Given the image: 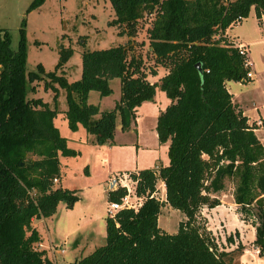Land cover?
<instances>
[{
	"label": "trees",
	"instance_id": "obj_1",
	"mask_svg": "<svg viewBox=\"0 0 264 264\" xmlns=\"http://www.w3.org/2000/svg\"><path fill=\"white\" fill-rule=\"evenodd\" d=\"M108 1L113 13L108 24L123 26L118 33L128 39L82 51L80 76L72 82L62 70L69 48L59 51L53 70L43 72L37 64L25 74L22 26L14 49L7 30L0 28V264H55L33 248L39 236L30 222L51 216L59 202L69 209L78 200L76 189L52 183L59 178L58 155L75 154L53 124L56 110L40 98H25V82L43 77V89L52 90L53 99L57 88L64 90L69 129L81 123L96 145L112 144L117 117L121 131L131 129L136 108L153 99L156 87L169 99L154 127L157 142H167V163L129 171L139 206L106 214L104 244L66 264H231L242 245L225 250L196 221L201 207L220 204L216 193L224 189L225 179L233 180L232 202L241 220L254 228L252 244L261 256L264 147L254 134L259 126L247 122L225 87L226 81L251 79L245 77L242 56L222 33L252 6L264 36V0ZM40 2L33 0L29 9ZM143 14L148 18L145 54L153 61L147 71L130 46ZM158 66L166 73L150 83L147 75H156ZM113 78L119 96L110 109L87 103L89 91L109 95ZM158 183L162 201L156 197ZM125 192L123 186L106 189V200L117 202ZM164 204L184 216L172 233L157 224Z\"/></svg>",
	"mask_w": 264,
	"mask_h": 264
},
{
	"label": "rangeland",
	"instance_id": "obj_2",
	"mask_svg": "<svg viewBox=\"0 0 264 264\" xmlns=\"http://www.w3.org/2000/svg\"><path fill=\"white\" fill-rule=\"evenodd\" d=\"M33 0H0V28L7 30L11 49L17 45L19 29L22 26L24 37V73L35 71L36 65H41L43 72L53 70L58 59L59 51L70 49V55L65 61L62 70L67 82L77 80L81 70V52L104 49L110 46L125 44L128 37L118 32L124 31V27L111 26L108 22L113 18V13L108 0H41L33 8L29 5ZM142 17H146L143 14ZM247 17V16H246ZM240 30L232 27L231 32L249 34L250 39L258 40L259 35L254 28L251 19L246 18L241 22ZM148 18H141L136 23V33L130 46L131 52L139 54L142 67L147 71L153 66L152 58L145 54L147 40L145 28L148 26ZM242 28V29H241ZM122 29V30H121ZM243 30L244 32H242ZM142 42V44H141ZM248 57L253 63V72L256 75L254 82L227 83L229 90L237 94V102L244 108L248 115H264V41L252 42L248 47ZM59 73L58 71L56 72ZM46 77H43V80ZM43 80L25 82V98H40L46 102L49 108L56 110L53 117V124L60 136L64 137L66 147L74 150L75 154L58 155L61 187L79 189L81 197L79 203L80 211H83L86 221L64 222L66 214L63 209H58L52 217L45 219L44 225L39 224V231L43 238L36 243L41 244L40 251L44 256L55 264H66L80 256L85 255L92 245L104 244L106 215V180L108 173L115 176L113 186H122L133 191L134 183L128 174L122 175V171L133 170L134 168L152 167L155 160L166 162L165 150L162 147L153 146L152 115L143 114L138 117L136 133L134 131L123 132L119 129L118 117L116 118L115 138L117 142L125 144L106 147L92 143V135L87 133L81 123L77 122L75 129H69L65 110L67 109L64 90L57 88L54 92L50 89H43ZM33 86V88H31ZM113 92L105 96L103 104L112 106L114 98L118 95V79L110 83ZM97 92L90 91L87 103H97ZM164 96V95H163ZM165 98V97H164ZM159 99H155L158 104ZM143 109V107H142ZM142 109H139L141 115ZM260 130L254 134L264 145V124L260 120ZM257 122V121H256ZM257 127L256 129H258ZM136 134V137H135ZM155 140V139H154ZM162 159V160H161ZM119 173V174H118ZM121 181V182H120ZM56 183L53 186H57ZM109 185V186H110ZM107 187V190L109 189ZM156 197L164 199L160 184H157ZM233 180H224V189L216 193L220 204L214 209L201 207L196 213V221L203 224L216 242L224 240L229 232L233 233L238 223L232 215V193ZM228 217L229 221L225 218ZM184 216L175 209L164 204L157 219V224L168 233L176 230L177 224ZM244 239L248 238V228L242 230ZM50 240H47V237ZM77 237L81 243L84 238L91 240L85 242V247L78 250L72 249V238ZM235 237V236H234ZM91 241V242H90ZM63 248L64 253L51 251L50 246ZM55 247V246H54ZM36 248V244H33ZM82 253L81 255H79ZM79 255V256H78Z\"/></svg>",
	"mask_w": 264,
	"mask_h": 264
},
{
	"label": "crops",
	"instance_id": "obj_3",
	"mask_svg": "<svg viewBox=\"0 0 264 264\" xmlns=\"http://www.w3.org/2000/svg\"><path fill=\"white\" fill-rule=\"evenodd\" d=\"M248 17L253 22L254 28L257 31L258 35H259V39L258 40L259 41H261V40L264 41V36L261 34V28L258 26V22H257V19L255 17L254 10H253V7L252 6L249 8L247 17L242 18V20L238 24L229 25L224 30V32L222 33V36H224V38L226 40L229 39V38H232V39L241 41V42L245 43L248 47H249V44L250 43L257 42L258 40H254L253 41V39H250L249 34H245V33L240 34V33H238V30L236 32H231V28L234 27V26L235 27H238L237 29L240 30V27L242 26V23L241 22L244 21ZM241 31L244 32L243 30H241ZM250 62H251L250 72L252 73V78H250L251 80H249V81L250 82H254L255 81V78H256V75L253 72V67H252L253 66V63H252L251 60H250ZM155 71H156V75H154V76L147 75V80L150 83L158 82L159 78L162 77L166 73V70L163 67H161V66L156 67L155 68ZM112 81H114V78L111 79V80H109V86H110V83ZM249 81H246V82H249ZM235 82H237V81H235ZM227 83H230V81H226L225 82V87H226L227 91L231 94V100L238 105V107L242 111V114L247 117V122L250 123L252 121H255L256 122L257 120H264V115H261L260 113H258L257 115H248L247 111L244 108H242L240 106V104L237 102V96H236L237 94L232 93L229 90ZM240 83H242V82H240ZM111 92H113L112 89H111ZM163 95H164V93L156 87L155 92H154V95H153V99L151 101H144V102H142L136 108V111H135V123L132 125V128L129 129V130H127V131H123V132L126 133V132H130V131H134L136 133V125H137V122H138V117L139 116L142 117L143 114L152 115L151 116V119H153V121H152V127H153L152 128V133H153V138L155 139V140L153 139V146L156 145L157 147L164 148L165 154H166L167 142L162 143V144H159L157 142L156 133H155V129H154L155 122H156V117H157L159 111L163 110L165 108V106L169 104V99L166 98L165 95L164 96ZM88 96H89V93H88ZM88 96H87V99H88ZM118 96H119V82H118V95L113 100L114 101L117 100ZM156 98L159 99L158 104L155 103V99ZM103 101H106L105 96L104 97H99L98 96V99H97V103L96 104L98 105V107H99L100 110H102V109H110L113 106V104H114L112 102L111 103L112 106H108V105H105V103L103 104ZM142 107H143V109H142ZM139 109H142L141 115H139ZM260 129H261V127H259L258 129H255L254 131L256 132V131H258ZM116 133H117V130H116V127H115L114 132H113V142H112V144H110V145H112V147L114 145L125 144V142H123V141L122 142H119V141L117 142V139L115 138V134ZM135 137H136V134H135ZM261 144L263 145L262 142H261ZM110 145H105V146L108 147ZM102 146H104V145H102ZM263 147H264V145H263ZM161 162L162 161H158L156 159L155 162H154V164L152 165V167L154 165H156V164H163V165H165L167 163V156H166V162L165 163H161ZM142 168H134L133 170H129V171H136V170L142 169ZM144 168H149V167H144ZM129 171H122L120 173H122V174H128ZM59 172H60V170H59ZM108 175H109V177L106 180V183L107 184H106V187L104 188L105 191H106L107 187L111 184V181L113 180V178H115V176L117 174L114 175V176H110L111 175V172H109ZM58 182L60 183V175H59V178H57L56 185L58 184ZM57 186L58 187H61L60 185H57ZM160 186H161L162 191H163V187H162L161 184H160ZM61 188H67V187H61ZM113 188H115V186H113ZM113 188H111V189H113ZM67 189H69V188H67ZM70 189H74V188H70ZM78 190L79 189H76V195L78 196V200L73 203V205H72L71 208H69V209L65 208L64 203H62V202H59L57 204V206H56L55 212L58 209H63V212L66 214V216L64 218V222H66V221L67 222H70L71 219H72L71 221H74L73 218L75 220H77V221H86L85 220V216L86 215H84L83 211H80V209L78 208L79 207L80 200H81V197L78 195ZM232 205H233V210L231 212H232V215L235 217L236 222L238 224L236 226H234L235 229L233 230V233L232 234H230L229 232L226 234V236H228V235L230 236V241L226 242L225 240H223V241L220 240V242L224 246V249L227 250V251L234 249L236 247L237 243H240L242 245V249L239 251V253H237L234 256L231 264H264V251L262 252V255L259 256L257 249L252 244V241L254 239V228L248 222H244L243 220H241L240 215L237 212V206L233 202H232ZM217 206H219V205H216L215 207L207 208V209H209V210L210 209H214ZM52 215L49 216V217H46V218H39V219H32L31 220L30 225H31V227L35 228L36 232L38 233L39 240H40V238H43L42 235H41V232L39 231V224L40 225L41 224L44 225L45 228H46V230H47V227H46V224H45V219L52 217ZM157 219H158V217H157ZM225 219L227 221H229V218L228 217H226ZM247 228H248V238L244 239L242 230L244 231V229H247ZM235 231L237 232V234H234ZM104 237H105V235H104ZM225 237H224V239H225ZM47 238H48L47 240H50V237L49 236ZM89 240H91V239L88 238V237H86V238H84V241L81 243V241L77 237H73L72 238V242H71L72 249L78 250L81 246L82 247H85L83 244L85 242H88ZM215 240H216V238H215ZM92 246L93 247H91L90 249H88L89 251H87V253H85V255H87L88 253H90L94 248L98 247L97 245H95V246L92 245ZM63 253H64V251H63ZM81 254L82 253H80L79 255H81ZM85 255H83V256H85ZM80 257H82V256H80ZM80 257H78V258H80ZM73 260H75V258Z\"/></svg>",
	"mask_w": 264,
	"mask_h": 264
},
{
	"label": "built area",
	"instance_id": "obj_4",
	"mask_svg": "<svg viewBox=\"0 0 264 264\" xmlns=\"http://www.w3.org/2000/svg\"><path fill=\"white\" fill-rule=\"evenodd\" d=\"M241 20H242V18L238 17L230 25L238 24ZM261 20L263 21V17L262 16H261ZM227 41H228L229 45H231L234 48H236L238 54L240 56H242V58H243L242 65L245 68H248V72H246L245 77L247 79L252 78V73L250 72L251 62H250L249 57H248V52H249L248 46L245 43H243L241 41H238V40H235V39H232V38L227 39ZM256 124L257 125H260L261 124V121L260 120H257ZM122 175L125 177L124 174H122ZM56 182H57V178H55V177L52 178V183L55 184ZM114 182H115V180L113 179L112 180V183H114ZM121 185L124 187L125 184H121ZM125 189H126V192L120 198L119 201H117V202H115V201L108 202V204L106 206V214L107 215H109V216L112 217L113 214L117 210H119V209H122V208H130V209L135 210L139 206V204L141 202V198L140 197H137L134 194V192L131 191L129 188L126 187ZM35 244H36V248H34V249L40 251L39 249L41 248V244L40 243H35ZM54 246L51 245L49 247V249L51 251H55V252L57 251L59 253H63V248H60L59 245L58 246L54 245Z\"/></svg>",
	"mask_w": 264,
	"mask_h": 264
},
{
	"label": "water",
	"instance_id": "obj_5",
	"mask_svg": "<svg viewBox=\"0 0 264 264\" xmlns=\"http://www.w3.org/2000/svg\"><path fill=\"white\" fill-rule=\"evenodd\" d=\"M195 67L199 70V69H200V65H199V63H196V64H195ZM111 186H112V185L109 186V189H111Z\"/></svg>",
	"mask_w": 264,
	"mask_h": 264
}]
</instances>
